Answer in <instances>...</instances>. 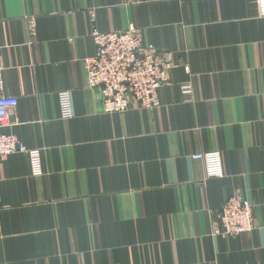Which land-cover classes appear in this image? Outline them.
I'll use <instances>...</instances> for the list:
<instances>
[{"label":"crops","instance_id":"crops-1","mask_svg":"<svg viewBox=\"0 0 264 264\" xmlns=\"http://www.w3.org/2000/svg\"><path fill=\"white\" fill-rule=\"evenodd\" d=\"M92 15L101 33L133 27L144 47L172 53L159 107L103 112L84 75ZM0 49L4 93L18 102L0 133L41 158L40 175L25 154L0 160V264H264L257 0H0ZM204 152H221L222 177L191 158ZM237 194L254 229L212 236Z\"/></svg>","mask_w":264,"mask_h":264},{"label":"built area","instance_id":"built-area-1","mask_svg":"<svg viewBox=\"0 0 264 264\" xmlns=\"http://www.w3.org/2000/svg\"><path fill=\"white\" fill-rule=\"evenodd\" d=\"M257 7L264 16V0H257ZM93 21L92 15L89 36L95 44V55L84 61V75L87 89L98 91L103 112L122 114L133 106L148 110L159 107L158 89L167 85L169 71L176 66L172 53H162L158 56L154 49L144 47L133 27L120 32L101 33L93 26ZM26 29L30 38H34L36 29L33 18H27ZM5 70L0 49V128L9 124L11 113L15 111L18 103L16 98L4 93ZM181 89L184 94L190 92L187 83ZM58 99L61 118L72 119L74 108L71 93L61 91ZM12 154L27 155L32 172L35 175L41 174L39 152L27 150L13 135L0 133V160ZM191 158L203 165L206 178L223 176L221 152H204L192 155ZM253 229V207L239 194L228 198L211 225L212 236L224 238L248 234Z\"/></svg>","mask_w":264,"mask_h":264}]
</instances>
